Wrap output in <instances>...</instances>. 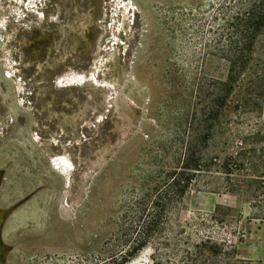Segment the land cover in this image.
Segmentation results:
<instances>
[{
	"label": "rangeland",
	"instance_id": "obj_1",
	"mask_svg": "<svg viewBox=\"0 0 264 264\" xmlns=\"http://www.w3.org/2000/svg\"><path fill=\"white\" fill-rule=\"evenodd\" d=\"M237 2L0 0V264L108 256L136 168L156 156L169 171L189 144L205 163L238 155L243 165L231 180L201 168L170 217L205 227L156 252L157 263L195 264L200 236L226 246L199 264L264 263V211L249 207L264 201V185H242L264 170V31L219 119L206 120L202 102L226 75L222 10ZM55 155L66 158L68 185L49 165ZM143 252L153 264V249Z\"/></svg>",
	"mask_w": 264,
	"mask_h": 264
},
{
	"label": "trees",
	"instance_id": "obj_2",
	"mask_svg": "<svg viewBox=\"0 0 264 264\" xmlns=\"http://www.w3.org/2000/svg\"><path fill=\"white\" fill-rule=\"evenodd\" d=\"M225 43L221 59L226 69L224 79L215 82V91L204 99L203 108L207 112L206 120L219 119L226 109L235 84L246 71L252 57L255 41L264 31V0H240L233 5L223 7ZM259 135V134H258ZM210 136V135H209ZM256 139V137H255ZM252 144V143H251ZM186 147L187 154L169 171L160 168L157 157H151L153 168L143 170L137 167L136 183L124 192V200L115 221V229L107 242V248H113L108 256L102 254L78 255L77 264H129L145 248L151 247L153 264H159L156 252L170 250L177 246L179 239L185 238L189 230L197 226L205 227V220L191 219L185 223L171 221V213L179 207L181 200L201 168L216 167L231 180L235 175L237 156H225L220 163L216 157L204 162L199 150ZM196 147V146H195ZM246 159L255 153L252 146L242 150ZM262 151V149L260 150ZM240 152L241 156L244 154ZM257 164H264L259 161ZM140 166V165H139ZM242 185H264V170L255 171L244 178ZM232 185V184H230ZM264 189V187H262ZM237 195L235 189L229 191ZM249 207L253 212L264 211V201L250 199ZM224 244L213 241L211 237H198L193 245L195 264L206 261L210 256L222 255ZM233 264H264L261 261H236Z\"/></svg>",
	"mask_w": 264,
	"mask_h": 264
},
{
	"label": "bare ground",
	"instance_id": "obj_3",
	"mask_svg": "<svg viewBox=\"0 0 264 264\" xmlns=\"http://www.w3.org/2000/svg\"><path fill=\"white\" fill-rule=\"evenodd\" d=\"M129 12H131V10ZM40 68H41V66H40ZM98 85H100L101 89L104 88V90H107L108 87H110L111 90H113V88H112L113 82L112 81L103 80L101 82H98ZM113 91L115 92V90H113ZM49 165H50V167H51V169L53 170L54 173L58 174L59 176H61L64 179V184L68 185V175H67L68 164L66 162V158H64L61 155H59V156L55 155V156L50 158ZM90 178H91V172L90 173L87 172L86 175H85V178L83 180V184H82V188H81L80 194L82 192H84V190H86V188L88 187V183H89ZM64 203L67 204L65 193H64V195L61 198V206H64ZM64 208H65V206H64ZM5 214H6V211L0 210V225L2 224V222L4 220ZM65 214L66 215H72L70 213V211H68V210H66ZM146 255H147V252L141 253L130 264H148L149 261L148 262L146 261Z\"/></svg>",
	"mask_w": 264,
	"mask_h": 264
}]
</instances>
